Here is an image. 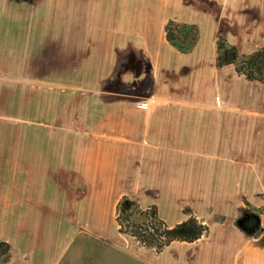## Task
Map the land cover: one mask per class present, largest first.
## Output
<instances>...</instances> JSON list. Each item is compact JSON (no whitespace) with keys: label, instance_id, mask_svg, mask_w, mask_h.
I'll return each instance as SVG.
<instances>
[{"label":"rangeland","instance_id":"obj_1","mask_svg":"<svg viewBox=\"0 0 264 264\" xmlns=\"http://www.w3.org/2000/svg\"><path fill=\"white\" fill-rule=\"evenodd\" d=\"M135 1V13L139 15L141 7L137 5L139 0ZM236 2L216 3L215 24L213 16L210 20H201L205 30L203 49L195 59V95L190 84L176 93L181 84H177L179 78L175 76H154L158 80L156 92L137 98L111 93L118 90L112 85L115 82L113 67L127 70L136 65L142 68L140 77L130 78L129 84L132 80L140 83L148 78L146 67L152 66L145 54H138V46L131 50L130 61L127 58L119 61L113 46L114 30L130 27L139 33L146 24L141 19H112V3L117 13H123L127 8L132 9L128 4L133 0H100V3L97 0H0V183L2 188L6 187L8 203L6 209L0 210V239L17 243L19 222L29 220L33 207L40 206L32 200V178L44 168L43 155L49 160L44 154L50 151L46 149L48 145L61 146L66 142L72 152L77 148L87 151L86 160L82 157L81 164L75 166L77 170L72 166V172L62 169L61 174L55 175V186L50 189L51 193L57 191V195L70 194L73 204L82 198L92 204L95 196H106L107 191L96 186L95 151L89 148L95 141L98 147L106 146L101 158L106 166L111 165L107 148L114 143L135 150L129 156L130 166L136 172L146 165V158L139 154L145 145V128H195V135L201 131L199 136L206 139L208 134L214 133L216 140H223L224 133L230 130L232 142L245 137L249 144L263 146L264 83L248 81L236 73L233 65H218L217 42L221 36H226L242 53H251L264 45V35L246 27L248 22L241 23L252 15ZM156 35L151 39L154 45L161 40L160 35ZM145 39L143 35L132 38L133 42ZM137 54L139 58L135 61L132 55ZM150 55L157 57L155 52ZM168 87L169 95H166L164 90ZM132 88L130 85V90H124L135 93L137 90ZM53 150L54 158L63 164V156L59 154L62 149L54 147ZM260 167L264 171V165ZM132 191L135 193L134 189ZM120 192H115V196L123 190ZM137 193L125 195L136 200L141 208L149 207L151 204H142ZM257 195L264 199V192ZM149 197L154 198L152 195L146 198L150 200ZM60 198L62 201L63 197ZM232 200L235 202L237 197ZM162 201L163 218L176 220L177 212ZM241 209L261 215V226H264V205L257 207L244 199ZM228 211L233 214L232 209ZM189 212L195 214L191 207L185 208V213ZM208 213L219 221L227 217L214 213L211 207ZM96 215L106 223L105 227H79L66 264H155L152 255L147 254L146 259L115 251L118 247L109 240H115V236L122 248L142 246L135 238L119 233L114 208L112 212L83 214L82 224L85 220H96ZM72 217L74 221L76 214L72 213ZM145 220L136 211L130 222L137 224ZM252 223L246 226L251 227ZM256 232L251 228L250 235ZM10 251L12 257L11 248Z\"/></svg>","mask_w":264,"mask_h":264},{"label":"crops","instance_id":"obj_2","mask_svg":"<svg viewBox=\"0 0 264 264\" xmlns=\"http://www.w3.org/2000/svg\"><path fill=\"white\" fill-rule=\"evenodd\" d=\"M124 1L129 0H122ZM236 1L238 5L245 6L247 12L252 15L251 18L241 20V23L248 22L246 27L264 35V0ZM232 2L233 0H139L137 5L141 7V11L137 15L135 0L131 5L128 4L129 8L132 7L131 11L127 8V11L123 13L116 12L113 1L111 13L115 21L141 19L146 22L139 33L130 27L114 30L112 42L116 48L118 60L127 58L130 61L131 50H135L138 46V54H145V58L151 61L152 66L146 67L145 74L148 78L141 80L140 83L132 80L129 84L130 78L140 77L142 68L139 69L136 65L127 70L120 66L113 67L112 78L115 82L112 85L118 87V90L114 89L111 93L146 98L156 92L158 80L154 79L155 77L175 76L174 78H179L177 84H181V89L178 88L176 93L190 84L192 95H195V59L200 57L203 49L201 43L205 30L201 20H210V16H213L215 24L216 3L227 5ZM97 3H100V0H97ZM170 19L199 26L200 37L190 53H182L167 40L165 28ZM15 30L18 32L17 24ZM156 34L161 37L160 45H154L151 41L157 36ZM116 35L119 38H116ZM137 35H143L146 39L133 42L132 38ZM153 52L157 53V57L150 55ZM138 54L132 55L135 61L139 58ZM130 85L132 89L137 90L135 93L124 90H130ZM148 86L151 88L148 89ZM169 88L164 90L166 95H169ZM145 129L143 137L145 145L138 153H142L141 155L146 158V165H144L145 168L141 167L140 172L134 171L130 166L129 153L133 154L135 150L124 149L114 143L112 147L107 148L111 165L106 166L101 160L106 146L98 147L96 141L91 143L89 148L95 151L93 161L97 165L96 186L107 191L106 196H95L96 201L92 204H88L85 198L73 204L70 194L57 195V191L50 192V189L55 186V175L61 174L62 169L67 173L77 170L75 166L81 164L80 159L83 157L86 160V149L77 148L72 152L70 144L66 142L61 146L48 145L46 149L50 151L44 154L49 157V160L47 161L41 153L45 161L42 164L44 168L39 169L41 173H38V177L32 178V200L40 206L33 207L29 220L19 222L20 237L17 243L5 238L0 239L11 244L13 255L8 264H61V261L66 264L79 227H105L106 223L97 215L94 216L96 220H85L82 224L83 214L112 212L113 208L116 210L120 197L125 194L135 195L137 192L136 196L140 197L142 204L156 205L157 208L159 206L158 213L161 218H163L160 208L162 200L173 207L178 217L174 221L167 219L169 225L188 219L189 214L185 213V208L191 207L195 212L194 215L209 226V232L195 242L174 241L160 252L143 246L136 248L134 245L122 248L118 243L119 240L116 239L118 237L115 236V240L109 239L118 247L115 251L146 259L149 258L148 255H152L155 264H264V226L257 231L260 232L258 236H256L257 232L254 235H248L237 226V212L243 206L244 199L257 207L264 205V199L257 195L258 192H264V171L261 167L258 168L264 165V151L261 152L264 144H261L263 146H257V143L249 144L245 137L232 142L230 130L225 132L227 135L224 133L223 140L221 138L220 141L215 139L214 133L202 139L199 136L201 131L195 135V128ZM54 147L62 149L59 154L63 156V164L54 158L56 157ZM4 148H6L5 144ZM133 189L135 193L131 192ZM121 190H123L122 194L115 196L114 193ZM16 192H20L19 188ZM148 195L154 198L149 197V200L146 198ZM251 195L258 199L251 198ZM234 196L237 197L235 202L232 200ZM7 205L6 187L2 188L0 183V210L6 209ZM209 207L213 208L214 213L227 215L226 219L219 221L213 218L214 216L208 213ZM228 208L232 209V215ZM72 213L76 214L74 221ZM28 217L29 214H27Z\"/></svg>","mask_w":264,"mask_h":264},{"label":"trees","instance_id":"obj_3","mask_svg":"<svg viewBox=\"0 0 264 264\" xmlns=\"http://www.w3.org/2000/svg\"><path fill=\"white\" fill-rule=\"evenodd\" d=\"M166 38L182 53H190L200 37L197 24L180 22L170 19L166 24ZM218 65L220 67L233 65L239 75L249 81L264 82V45L251 53H242L238 46L229 42L226 36H221L217 42ZM138 211L146 220L142 223H131V218ZM189 218L175 225H169L161 218L156 205L141 208L139 203L124 195L116 206V223L118 231L135 238L146 248L160 252L174 241L195 242L209 232V226L193 213ZM237 226L246 234L261 230V216L258 213L241 209ZM247 221H253L247 227ZM11 258L10 244L0 241V264H7Z\"/></svg>","mask_w":264,"mask_h":264},{"label":"water","instance_id":"obj_4","mask_svg":"<svg viewBox=\"0 0 264 264\" xmlns=\"http://www.w3.org/2000/svg\"><path fill=\"white\" fill-rule=\"evenodd\" d=\"M260 234V232H257L256 236H258Z\"/></svg>","mask_w":264,"mask_h":264},{"label":"flooded vegetation","instance_id":"obj_5","mask_svg":"<svg viewBox=\"0 0 264 264\" xmlns=\"http://www.w3.org/2000/svg\"><path fill=\"white\" fill-rule=\"evenodd\" d=\"M241 216H243V215H241ZM248 222H250V221H247V223H248Z\"/></svg>","mask_w":264,"mask_h":264}]
</instances>
